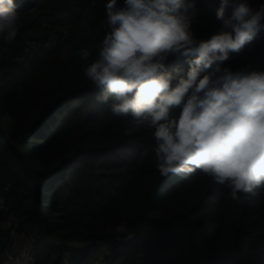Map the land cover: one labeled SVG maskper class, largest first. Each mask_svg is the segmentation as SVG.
<instances>
[{
	"label": "trees",
	"instance_id": "obj_1",
	"mask_svg": "<svg viewBox=\"0 0 264 264\" xmlns=\"http://www.w3.org/2000/svg\"><path fill=\"white\" fill-rule=\"evenodd\" d=\"M108 2L15 0L17 36L0 39V261L12 242L1 221L14 215L36 264H264V187L232 200L199 172L161 177L154 129L98 100L83 67L109 31ZM220 2L195 0V38L221 31ZM51 39L55 49L41 48ZM220 68L264 71V22ZM165 70L184 76L189 64L172 57ZM122 223L129 236L115 231Z\"/></svg>",
	"mask_w": 264,
	"mask_h": 264
},
{
	"label": "clouds",
	"instance_id": "obj_2",
	"mask_svg": "<svg viewBox=\"0 0 264 264\" xmlns=\"http://www.w3.org/2000/svg\"><path fill=\"white\" fill-rule=\"evenodd\" d=\"M228 5L229 0H221L216 11L221 31L197 39L191 29L195 0H124L123 7L109 0V31L83 74L101 90L98 100L114 115L130 114L138 127L154 129L161 177L188 178L199 172L239 200L264 187V71L221 72L220 64L254 40L264 22V4L253 9L248 0H240L226 17ZM19 20L15 0H0L5 43L15 40ZM172 57L186 59V75L165 70ZM175 108H180L178 115H173ZM115 231L130 234L124 223ZM33 262L23 251L9 255L4 264Z\"/></svg>",
	"mask_w": 264,
	"mask_h": 264
},
{
	"label": "built area",
	"instance_id": "obj_3",
	"mask_svg": "<svg viewBox=\"0 0 264 264\" xmlns=\"http://www.w3.org/2000/svg\"><path fill=\"white\" fill-rule=\"evenodd\" d=\"M8 207L5 203L4 198H2L0 196V214H6L8 212ZM17 222V217L14 215H9L7 217H5L2 221H1V228L5 229V230H11V236H12V242L11 244L7 247V249L5 250L4 256L8 257L9 255L13 256V257H17L19 256V254L21 252H23L24 250L22 249L21 245L15 244L13 239L15 237H21V238H27L24 234H19L17 233L14 228L13 225L14 223ZM30 255H32L34 257V262L33 264H36V260H35V256L32 252V250H30ZM100 262V261H99Z\"/></svg>",
	"mask_w": 264,
	"mask_h": 264
},
{
	"label": "rangeland",
	"instance_id": "obj_4",
	"mask_svg": "<svg viewBox=\"0 0 264 264\" xmlns=\"http://www.w3.org/2000/svg\"><path fill=\"white\" fill-rule=\"evenodd\" d=\"M42 47L47 48V49H55L54 47H56V44H55V42L53 43L52 39H51V43H47L45 45H42L41 48ZM13 241L15 244L21 245L22 249L24 251H27L30 253V250H32V242L29 239L21 238V237H15L13 239ZM4 258L6 259L7 257L4 256Z\"/></svg>",
	"mask_w": 264,
	"mask_h": 264
},
{
	"label": "crops",
	"instance_id": "obj_5",
	"mask_svg": "<svg viewBox=\"0 0 264 264\" xmlns=\"http://www.w3.org/2000/svg\"><path fill=\"white\" fill-rule=\"evenodd\" d=\"M4 261H5V258H4V256H3V258H2L1 261H0V264H4Z\"/></svg>",
	"mask_w": 264,
	"mask_h": 264
}]
</instances>
